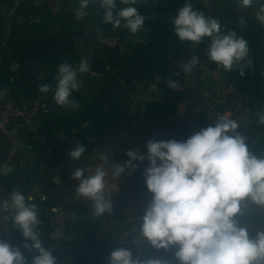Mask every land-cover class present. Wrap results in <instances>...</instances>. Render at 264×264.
<instances>
[{
	"label": "clouds",
	"instance_id": "1",
	"mask_svg": "<svg viewBox=\"0 0 264 264\" xmlns=\"http://www.w3.org/2000/svg\"><path fill=\"white\" fill-rule=\"evenodd\" d=\"M145 2L119 0L125 6L118 7L117 0H79L73 9L74 19L85 17L89 6L95 5L101 23L127 29L135 36L150 18L135 6ZM252 8L256 9L255 20L264 28V0H237V13ZM169 22L178 40L190 42V48L207 38L210 46L206 55L217 69L239 70L244 75L242 62L248 58V42L236 30H225L218 17L206 15L192 0H184ZM238 24L241 29L247 26L242 14ZM200 64L199 56L192 55L181 67L191 76ZM90 70L88 56H81L76 67L67 61L60 63L54 76V104L78 110V101L71 97L83 86L79 77ZM166 84L170 89L180 87L170 78ZM52 90L50 84L38 85L40 93ZM257 117L264 124V110ZM239 127L236 119L220 114L184 141L149 140L146 154L139 148L127 150L128 159L122 164L113 162L112 151L97 153L101 164L75 168L70 179L78 182L76 193L89 202L92 215L99 218L112 214L111 194L126 170L132 175L147 161L141 175L150 199L130 228L133 243L172 252L175 264H264V226H249L253 209L264 212V153L257 154L249 147ZM85 152L86 147L77 142L68 155L71 161H78ZM109 178L116 181L115 187L109 186ZM39 213L34 197L18 188L13 187L7 198L0 200V223L17 226L25 241L23 248L29 251L26 257L20 247L0 236V264H29V260L30 264H58L53 250L41 239ZM106 260L107 264H169L158 258H136L131 248L123 246L114 248Z\"/></svg>",
	"mask_w": 264,
	"mask_h": 264
},
{
	"label": "crops",
	"instance_id": "2",
	"mask_svg": "<svg viewBox=\"0 0 264 264\" xmlns=\"http://www.w3.org/2000/svg\"><path fill=\"white\" fill-rule=\"evenodd\" d=\"M183 2L146 0L135 5L141 14L150 17L145 21L144 30L135 36L127 29L101 23L95 5L89 6L85 17L74 19L73 9L79 6V0H70L58 17L33 14L23 16L24 23L17 21L22 15L17 16L16 5L0 4V55L4 45L12 53L11 57L0 56V99L10 97L25 104L38 100L41 103L37 117L40 133L55 132L75 144L79 142L86 147L82 157H89L97 151L125 153L136 148L146 154L149 140H186L208 126L207 103L201 99L175 97L162 85L165 73L174 69L178 53L189 47L190 42L178 40L169 22V17L175 15ZM117 3L118 7L125 6L120 5L119 0ZM192 3L206 15L218 17L225 30H236L248 42V56L253 54L254 59L251 65L247 64V59L242 62L244 75L241 76L239 70L224 72L208 60L209 40L205 38L202 44L191 48L203 53L201 64L195 68L192 78L205 91L214 92L223 82L234 81L253 94L256 106L252 115L242 122L248 133L249 147L257 154L264 153V124L257 117V113L264 110V28L254 18L256 9L237 13V0H192ZM241 14L247 20L245 29L238 24V15ZM86 33L94 39L77 40ZM94 41L119 46L128 53L130 62L119 73L107 70L81 75L83 86L71 97L78 101V110L56 106L53 94L57 66L64 61L73 67L78 66L80 57L86 55L89 44ZM28 58L42 63V75L25 72ZM44 83L50 84L53 90L40 93L38 85ZM0 129L13 142L8 159L0 164V195L8 196L15 187L26 196H33L38 205L41 196L45 195L35 187L48 174L43 163L44 153L20 140L16 128L9 129L0 122ZM144 162L147 165V161ZM7 166L10 169L4 173ZM145 167L139 174V182L144 197L150 199L141 175ZM2 233V237L14 236L24 240L12 223L11 230ZM24 255L29 256V252ZM56 257L58 264H96L86 262L81 256Z\"/></svg>",
	"mask_w": 264,
	"mask_h": 264
},
{
	"label": "trees",
	"instance_id": "3",
	"mask_svg": "<svg viewBox=\"0 0 264 264\" xmlns=\"http://www.w3.org/2000/svg\"><path fill=\"white\" fill-rule=\"evenodd\" d=\"M9 2L11 6L15 5L14 0H0V4H4ZM17 16L22 15L24 17H28L30 15L36 14H49L46 8H36L29 0H19L18 5H16ZM192 55H197L199 58L203 56V53L199 50H193L191 48H185L180 51L177 55V59L174 61V70L180 71L184 78H191V76H186L183 72L181 67L182 64L187 63ZM85 56H88L90 59L91 70L95 73H104L107 70H112L115 72H121L122 69L130 62V57L127 52L123 51L119 46L112 45L105 42H91L87 48V53ZM195 71V69H194ZM193 71V72H194ZM164 80L162 81V85L167 90L168 93L175 97H180V95L174 90L167 87L166 80L172 79V76L169 72L165 73ZM14 127V124L11 123L8 125V128L11 129ZM18 136L20 140L26 142L30 146L34 148H42L43 143H47L50 148V154L45 155V159L47 162L55 163V160L64 152L63 147L70 146L72 149L74 144L72 141L64 139L58 133L55 132H48L43 135L42 139L33 137V134L30 131H25L24 128L18 129ZM13 148L12 140L7 136V134L0 129V164L4 163ZM51 188L60 187L54 179L47 181ZM66 209H73V210H81L84 211L86 209H90L89 202L81 199L79 201L71 202L67 205ZM71 218L69 219L70 222ZM88 222V221H85ZM84 223V222H82ZM79 223L73 227L68 228L67 232L64 234L62 238L59 240H53L50 238V233L52 231V224L50 218L46 219L42 224L39 226V231L41 234V239L43 240L45 246L51 249H58V248H65V247H83L89 249L103 257H108L111 250L107 253L106 250L101 247L99 244H94L89 241V237L80 230ZM96 224V223H94ZM99 225V224H96ZM251 228H259L264 226V212L259 210L253 209V222L249 225ZM5 240H10L11 238L6 236L3 237ZM14 242L24 245L25 241L21 237H16ZM134 253V257H138L141 255L144 259L149 258H158L162 260H166L169 264H175V260L173 257L172 252H164L163 250H155L151 249L150 247L141 246V245H134L131 247ZM24 254L28 253L27 251L22 250ZM54 255L61 256V257H74V256H81L83 260L93 261L96 264H102L100 261L95 259L94 257L76 252V251H53ZM105 253V254H103ZM103 254V255H102ZM105 255V256H104ZM86 264V263H85Z\"/></svg>",
	"mask_w": 264,
	"mask_h": 264
},
{
	"label": "rangeland",
	"instance_id": "4",
	"mask_svg": "<svg viewBox=\"0 0 264 264\" xmlns=\"http://www.w3.org/2000/svg\"><path fill=\"white\" fill-rule=\"evenodd\" d=\"M255 106L256 105L254 104V108ZM73 144L75 146L74 142ZM40 149L43 151L42 148ZM63 149L64 152H62V154L55 160V163L49 164L44 157L47 154H43V163L48 170V174L46 178L39 180L35 187L38 192H42V194L46 196V199L40 200L38 204L40 209V224L58 211H63L72 218L75 215L89 210L86 209L81 211L66 209L69 203L82 199L75 191L78 182L70 179L71 172L78 167L87 168L92 166L94 168L102 163L99 160L97 153L111 152L97 151L89 157H81L78 161H71L68 155L71 150L70 146L63 147ZM125 153L124 151H112L113 162L122 164L128 159ZM144 163L145 162L140 163L138 170L132 175H128L126 170L125 174H123L117 182V190L111 194L113 212L109 215V221L107 224L96 225L93 222L88 221L79 226L80 230L89 237V241L101 245V247L106 250V253L109 250L112 251L116 247L123 246L131 248L134 245H138L133 243L132 238L129 236L132 235L130 232L132 224L138 222V217L143 214L149 200L144 197L143 189L139 182V174L142 168L146 166ZM54 178L57 183L60 184V187L51 188L49 186L47 181ZM115 185L116 181L109 178V186L115 187ZM7 197L8 196L0 195V200L6 199ZM9 230H11V222L0 223V236L3 234V231L7 232ZM10 238L11 241H13L16 237L14 238V236H12ZM137 258L144 259L141 255Z\"/></svg>",
	"mask_w": 264,
	"mask_h": 264
},
{
	"label": "built area",
	"instance_id": "5",
	"mask_svg": "<svg viewBox=\"0 0 264 264\" xmlns=\"http://www.w3.org/2000/svg\"><path fill=\"white\" fill-rule=\"evenodd\" d=\"M18 5L19 0H14ZM36 8H46L49 15L58 17L66 9L70 0H29ZM1 6V5H0ZM179 84L178 89H174L181 98L189 100H204L206 105L207 117L206 124L215 122L220 114H228L231 118L236 119L240 127L238 131L248 139V133L243 119L249 118L254 111V96L243 85L234 82H223L216 91L209 92L198 87L193 78H184L182 73L177 70L169 71ZM41 110V103L38 100L30 104L22 103L16 99L5 97L0 99V122L5 125L14 124V128H24L30 131L33 137L42 139L37 126V117ZM19 132V131H18ZM43 153L50 154V148L47 143H43ZM70 217L63 211L54 213L51 217L52 231L50 238L59 240L64 236L69 228Z\"/></svg>",
	"mask_w": 264,
	"mask_h": 264
},
{
	"label": "water",
	"instance_id": "6",
	"mask_svg": "<svg viewBox=\"0 0 264 264\" xmlns=\"http://www.w3.org/2000/svg\"><path fill=\"white\" fill-rule=\"evenodd\" d=\"M25 20L26 19L23 16H19L17 19V21L20 23H24ZM93 39H94V37L92 35H90L89 33H86L82 36L77 37V40L81 41V42L89 41V40H93ZM209 46L210 45H208V47ZM11 55H12L11 51L7 48L6 45H4L3 49H2V53L0 56L11 57ZM253 59H254V55L250 54L247 58V64H249V61L252 62ZM24 70L27 74H30V75H42L43 74V65L37 59L28 58L25 65H24ZM9 169H10V166L5 167L4 173H7ZM85 221L93 222V223H96L99 225H104V224H107L109 221V214L106 213L103 216L97 218V217L92 215L91 209H89L88 211H86L84 213L73 216L69 222V226L73 227V226H75L79 223L85 222ZM13 228L16 231L21 232V230L17 226L13 225ZM6 241H8L10 244H12L14 246L20 247L21 250L29 252L28 250L23 248L22 244H19L17 242L10 241V240H6ZM52 250L53 251H59V250H61V251H76V252L88 254V255L94 257L95 259H97L98 261H100L102 264H107V260L105 257H103V256H101V255H99V254H97V253H95L89 249L83 248V247H65V248H58V249H52Z\"/></svg>",
	"mask_w": 264,
	"mask_h": 264
}]
</instances>
